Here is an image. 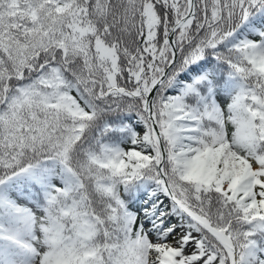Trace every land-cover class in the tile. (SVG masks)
Wrapping results in <instances>:
<instances>
[{
  "label": "snow or ice",
  "instance_id": "obj_1",
  "mask_svg": "<svg viewBox=\"0 0 264 264\" xmlns=\"http://www.w3.org/2000/svg\"><path fill=\"white\" fill-rule=\"evenodd\" d=\"M0 264H264V0H0Z\"/></svg>",
  "mask_w": 264,
  "mask_h": 264
}]
</instances>
